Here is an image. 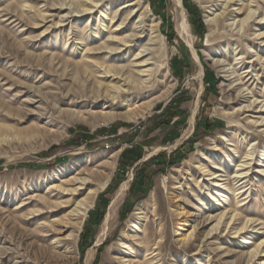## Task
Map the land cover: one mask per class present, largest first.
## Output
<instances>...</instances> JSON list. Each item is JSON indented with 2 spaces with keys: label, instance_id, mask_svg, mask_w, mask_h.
Listing matches in <instances>:
<instances>
[{
  "label": "rangeland",
  "instance_id": "1",
  "mask_svg": "<svg viewBox=\"0 0 264 264\" xmlns=\"http://www.w3.org/2000/svg\"><path fill=\"white\" fill-rule=\"evenodd\" d=\"M190 1L206 27L202 40L182 0H0V264H264V5L242 26L257 8L237 0L242 14L216 26L230 0ZM113 38L129 42L118 46ZM182 44L191 57L177 77ZM135 64L145 66L126 77L139 83L136 73L149 70L141 77L146 93L135 104L128 96L112 101L107 88L128 85L101 72ZM176 98L185 101L169 114L181 115L162 127ZM175 122L179 137L167 143ZM133 147L143 159L121 167ZM160 154L167 165L149 164L145 191L133 192L140 168ZM175 154L177 163L168 165ZM99 176L109 178L100 189ZM73 179L89 184L60 211L53 206L72 199L63 190L79 187ZM97 189L81 231L64 229L77 203ZM100 196L109 204L95 225L89 216ZM86 226L92 245L82 256Z\"/></svg>",
  "mask_w": 264,
  "mask_h": 264
},
{
  "label": "bare ground",
  "instance_id": "2",
  "mask_svg": "<svg viewBox=\"0 0 264 264\" xmlns=\"http://www.w3.org/2000/svg\"><path fill=\"white\" fill-rule=\"evenodd\" d=\"M92 2H96V0H91ZM216 0H214V2H215ZM206 2H208V0H206ZM240 2V1H239ZM179 3H180V5H181V2H180V0H179ZM238 3V1L237 0H230L227 4H226V6H225V12L222 14V15H220L217 19H216V21H215V25L217 26V25H220L221 24V22H222V20L223 19H226L227 17H232V16H235V17H237V16H239V15H241L242 14V10H240V9H236V6L237 5H235V4H237ZM239 4V3H238ZM262 5H264V2H262L261 0H253L252 1V3H251V7H253V8H257V10L256 11H251L248 15H247V17L244 19V20H242V21H240L239 22V24H242V26L245 24V23H248L249 21H252V22H255L256 20H257V18H256V16H257V11L259 10V8H262L263 6ZM97 6V5H96ZM129 6H133V5H129ZM98 7V6H97ZM63 8V7H62ZM83 12H87V11H83ZM211 22H214V21H211ZM211 22L209 23V25L210 26H212L213 27V25H211ZM263 23V21H260V23H259V25H261ZM154 24V23H153ZM153 26H155V25H153ZM152 26V27H153ZM224 26V25H223ZM239 26V25H238ZM155 27H157V26H155ZM248 27H250V25H248ZM124 28H125V25H124V23H121V25L116 29V32L117 31H122V30H124ZM181 28H182V31L184 32V33H186L188 36H189V34H190V31H189V25H188V23H187V20H186V15L184 14V16H183V23H182V26H181ZM155 29V28H154ZM157 30V29H156ZM155 31V30H154ZM157 34V33H156ZM129 41L128 40H125V39H117V38H113L111 41H110V43L111 44H116V45H118V46H126L127 45V43H128ZM106 49H107V47H105ZM97 51H102V48L101 49H94V50H92V52H97ZM113 52H115V50H113V49H111V51H110V54H113ZM148 51H145V53H147ZM150 53V52H149ZM162 53V52H161ZM116 54V53H115ZM143 54H144V52L143 53H141V55H139L140 57L141 56H143ZM88 55H91V54H88ZM145 56H147L146 54H144ZM92 56L94 57V58H96L97 59V56H98V53H92ZM138 56V57H139ZM195 58H197V55L195 54ZM139 60V59H138ZM148 62V60H146L145 61V63L144 64H146ZM105 63H110V61H108V60H105ZM133 65V66H126V67H122V68H116V67H107L106 66V68L101 72L102 73V76L100 77L101 79H112V82H115L116 81V83H117V81L118 82H121V81H124V83H126L127 85H128V91H126V90H123L122 89V87H118V86H114V85H112V86H114V87H109V88H107V97H109V98H111V96H112V101H116L117 99H121V98H124V96H128V98H129V100H128V105H130V104H135V103H137V100H139V96H141V95H143V94H145L146 93V90H147V88H149V87H147L145 84H146V81L144 80V79H141V77H145L146 78V75L145 74H147V72L149 71H146V70H144V71H141L139 74H137L136 73V76H137V78L138 79H136V80H139V83L137 84L136 83V81H135V78L133 77V76H131V75H129V76H127L126 77V75H127V73H130L131 72V69L132 68H137V67H144L145 65ZM220 64V63H219ZM238 63H236V65H237ZM88 65H90V64H88ZM218 65V64H217ZM103 66V65H102ZM148 66V65H147ZM164 67V66H163ZM161 68V67H160ZM99 69V68H98ZM97 69V70H98ZM100 71H101V69H100ZM99 70H98V72H100ZM158 71V70H157ZM159 72V71H158ZM165 72H167V71H165V70H162V73L165 75L166 73ZM224 72V71H223ZM229 72V71H228ZM150 73H151V71H150ZM161 73V74H162ZM141 74H143V75H141ZM150 75V74H149ZM152 75V74H151ZM150 77V76H149ZM200 77H201V79L203 78V73H201V75H200ZM165 78H166V75H165ZM108 79V80H109ZM111 81V80H110ZM106 83V82H105ZM135 83H136V85H135ZM101 84V83H100ZM101 87H103L104 88V85H102L101 84ZM148 92V91H147ZM103 94V93H102ZM105 95H106V93H105ZM144 96V95H143ZM241 97H243V95L241 96ZM99 98H102V97H99L98 96V99ZM244 98V97H243ZM118 102V101H117ZM95 103H96V101H95ZM255 104V103H254ZM253 104V105H254ZM253 105L252 106H250V107H248L250 110H251V108L253 107ZM255 111H256V109L254 108V109H252L251 110V112H253V113H255ZM258 112H262V110H260V111H258ZM131 115V114H130ZM133 116V115H132ZM125 117V116H124ZM136 118L133 116V118H130V121H133V120H135ZM193 122H194V119L192 120V125H194L193 124ZM257 124V123H256ZM262 126H264V125H262ZM111 160V159H110ZM248 165V164H247ZM245 168V167H244ZM221 177V176H220ZM235 178H242L241 177V175L240 176H236ZM108 179L109 178H106V177H104V176H99L98 178H97V182H98V185H96L97 187H98V189H100V188H103L104 186H105V184L108 182ZM74 180V179H73ZM73 183H75V184H77L79 187H76L75 189H67V190H63V193L65 194V195H70L71 197H72V199H70L69 198V200L67 199V200H65V201H63V202H61V203H57L56 204V206H53V207H55L56 209H58V210H64V208H70L69 206H72L73 204H74V199H75V197L82 191V190H84V187L86 186V185H88L89 183H88V180L87 179H76V180H74V181H72ZM71 183V182H70ZM71 186H73V184L71 183L70 184ZM216 187H218V186H220V185H215ZM98 189L97 190H94V191H90L89 193H88V195L86 196V198L83 200V201H81V202H78L77 203V205L75 206V208L69 213V221H73L72 222V224H69L68 226H65L64 227V229H68V230H71L72 229V233H73V231L75 232V231H77V229L79 230V231H81V228H82V221L85 219V217L87 216V213L89 212V210L92 208V206L94 205L93 203H94V200L96 199V196H97V191H98ZM125 189V188H124ZM64 194H63V196H64ZM77 199V198H76ZM47 203V202H46ZM48 204V203H47ZM116 207V206H115ZM113 208H114V203L112 204V206L110 207V210H109V212H108V214H107V217H106V220H105V224H104V230H103V235L106 233V231H107V229H108V226H109V223H110V221H111V219H112V217H113ZM60 210V211H61ZM64 212H65V210H64ZM143 213L142 212H140V217L139 218H142L141 217V215H142ZM235 217V216H234ZM233 217V218H234ZM237 218V217H236ZM213 220V218L212 219H210V218H208L207 219V221H206V223H208L209 221H212ZM222 220H223V217L219 220V222H218V225L215 227L216 229H218L219 227H220V225L222 224ZM74 222H76V223H74ZM215 228L213 229V230H215ZM64 229H62V231L64 230ZM242 230H248V224L245 226V228L243 227V229H241L240 231H242ZM51 232V234H55V231H50ZM58 232H60L59 230H58ZM64 232V231H63ZM69 242V244L73 247H75V243H76V237L74 236V234H72L71 235V237H70V239H67ZM261 247V246H260ZM130 248V246H129V244L128 243H121V249L122 250H127V249H129ZM72 251V250H71ZM259 251V250H258ZM72 252H74V251H72ZM256 252V251H255ZM66 253H68V252H66ZM261 253L262 252H260V253H258V254H260L261 255ZM257 254V253H256ZM253 258H254V256H253ZM72 259V258H71Z\"/></svg>",
  "mask_w": 264,
  "mask_h": 264
},
{
  "label": "trees",
  "instance_id": "3",
  "mask_svg": "<svg viewBox=\"0 0 264 264\" xmlns=\"http://www.w3.org/2000/svg\"><path fill=\"white\" fill-rule=\"evenodd\" d=\"M151 4L156 5V3L159 2V4H161V0H148ZM184 8L187 10L190 19H191V23H192V27H193V31L195 33V35L197 37H199V39H203L205 32H206V27L203 23L202 20V14L200 9L193 5L191 3L190 0H182ZM156 9V8H155ZM157 14L161 17L162 12H157ZM164 17V16H163ZM164 25H166L167 27V31L164 30V34L167 37V39L169 40L170 43H172L174 41V29L173 26L170 24L169 20L166 19L164 17L163 19ZM165 27V29H166ZM181 51H182V58L181 61L182 62V67L180 66L181 64H179V67L176 68V71L174 72V74H176L177 77H180L182 74V70L184 69V66L186 65V61H190V52L187 49V47L182 44L181 45ZM210 86V84H209ZM185 100H181V99H174L165 109L164 114L167 116L168 121L167 122H163L161 124L162 127H169L171 126V123L173 122V120L177 117H180L181 113L180 112H175V113H171L169 114V112L171 111V108L173 106V104H176L177 108L180 107V105L182 104V102ZM175 125H179V122H175V124L173 125V128L169 131V135L170 138L167 140L168 142H174L176 139H178V133L176 131V127H174ZM205 128L207 130H211L213 129V127L211 128L209 126V123L206 122L205 124ZM200 126V125H199ZM199 130V128L197 129V131ZM178 152V151H177ZM176 159H175V158ZM143 159V154H142V150L139 149L138 147H133L132 149H127L123 152L122 156H121V160H120V165L123 168H130L133 167L136 163H138L139 161H141ZM177 157L176 154L173 157L169 158L168 161V165H174L177 162ZM149 164H155L156 166H166L167 165V156L165 154H160L156 157L151 158L147 163L144 164V166H142L140 168V171L136 174L135 179H134V183L132 186V191L136 192L137 191V187L140 190H143V192L145 191L146 188V181H147V177L145 175V173L147 172V170L149 169ZM103 197L104 196H100L99 197V205L97 207V210H95L90 216V221H93L92 223H94L95 225H100L104 216H105V211L108 208V201H103ZM91 235H92V229L90 230V228L88 226L85 227V230L82 234V238H81V243H80V252L81 255L84 256L85 252L91 247L92 243L90 242L91 239Z\"/></svg>",
  "mask_w": 264,
  "mask_h": 264
}]
</instances>
